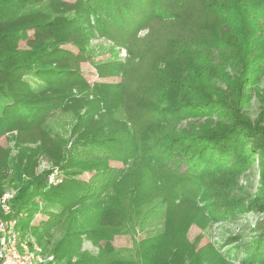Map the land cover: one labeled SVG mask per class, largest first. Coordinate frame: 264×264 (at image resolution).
I'll list each match as a JSON object with an SVG mask.
<instances>
[{"label": "trees", "instance_id": "obj_1", "mask_svg": "<svg viewBox=\"0 0 264 264\" xmlns=\"http://www.w3.org/2000/svg\"><path fill=\"white\" fill-rule=\"evenodd\" d=\"M162 1L77 0L82 10L77 16L65 17L63 7L72 9L73 4L59 0H0V135L16 130L21 138L41 140V145L31 151L53 155L68 175L51 186L44 177L36 178L27 189L25 177L18 175L14 206L25 211L22 227L30 228L46 250L51 239L44 237L52 235L49 229L57 225L62 237L49 251L66 264H139L138 260L123 257L121 250L107 251L104 247L96 255L78 254L83 234L99 243L109 239L108 235L127 232L124 215L129 210L105 197L110 191L120 193L113 188L125 175L124 170L111 168L109 160L139 159L159 170L169 163L171 167L166 171L177 177V188L189 192L192 190L185 184L194 180L198 183L204 174H239L254 165L258 180L247 206L264 213V90L260 87L264 75V0L210 3L224 21L211 42L214 50L202 56L183 48L171 58L165 57L161 65L152 59L146 75H156L159 80L143 83L148 95H140L134 104H124L127 85L97 83L91 88L81 73L79 63L84 53L93 54L89 45L97 30L126 46L143 26L161 18L158 11ZM112 28L117 29L116 36ZM69 43L77 48L76 53L63 47ZM128 52L133 59L105 65L109 72L102 63L97 67L109 75L126 68L124 81L137 85L140 94L141 83L128 81L129 71L146 60L150 50L147 47ZM216 58L219 62L213 61ZM170 67L175 73L166 77L164 73ZM75 88L82 95L89 90L100 97L99 101H84L88 106L85 114L81 113L80 101L72 97ZM255 95L261 106L258 116L252 118L247 108ZM58 111L76 119L74 129L86 128L65 160L61 156L65 139L48 129L50 117ZM96 114L102 122L98 129L91 130L89 121ZM144 115L150 117L148 123L154 130L142 146L138 134L145 128L141 127ZM184 118L192 121L187 128L177 129L176 123ZM6 165L7 160L0 161V173ZM182 167L185 172L180 174ZM16 168L21 169V164ZM24 168L33 175L32 165ZM86 172L91 174L89 179L78 177ZM30 186L32 189H28ZM3 191L0 186V195ZM156 199L155 205L167 204L162 196ZM131 200L134 206L132 195ZM74 206L75 211H71ZM38 214L41 217L36 219ZM113 214L114 218H107ZM45 215L47 227L42 228ZM258 227L261 236L246 251L248 263L264 261V222ZM164 233L167 235L168 229ZM143 246V264H156L149 252L161 253L169 243L162 237H151ZM75 253L78 256L72 262Z\"/></svg>", "mask_w": 264, "mask_h": 264}, {"label": "rangeland", "instance_id": "obj_2", "mask_svg": "<svg viewBox=\"0 0 264 264\" xmlns=\"http://www.w3.org/2000/svg\"><path fill=\"white\" fill-rule=\"evenodd\" d=\"M59 1L74 6L68 10L63 7L61 13L65 17L66 15L77 16L83 7L76 3L77 0ZM213 1L163 0L158 11L161 18L143 26L138 33L133 35L126 46L116 42L117 40L114 38L103 36L97 30L89 45L93 54L84 53L82 61L79 63L81 73L88 85L91 88L97 83L127 85L128 90L124 95V104L127 105L134 104L135 100H140V95H148L144 90L143 83L159 80L156 75L153 76L154 78L147 77L149 62L161 65V61L165 57L171 58L173 53H178L183 48L191 49L192 53L202 56L206 52L214 50L211 47V42L220 33L219 26L224 21L221 13L213 11V7L210 5ZM112 29L113 35L116 36L117 29ZM30 35H32V31ZM21 45L24 46L25 42L22 41ZM63 47L77 52V48L73 44H64ZM147 47L150 50V55L145 57L146 60L140 62L139 66L129 71L130 79L128 81L141 83L142 93L140 94H138L139 87L137 85L130 86L127 81H124L126 68L121 67L119 72L109 75V73H105V70H99L97 67V64L102 63L106 71L109 72V68L105 65L114 63V61L127 63L131 58L129 50ZM213 61L219 62V59L216 58ZM136 68H138L137 71ZM174 73V69L170 67V71L164 75L172 77ZM133 76L134 78H132ZM260 87L264 90V75L260 81ZM86 94L82 95V92L75 88L72 96L74 100L80 101L81 113L84 114L88 111V106L84 104V101L100 100V97L96 98L95 95H91L89 90ZM260 106L261 101L255 95L247 108L252 118L258 116ZM119 115L122 116L120 113ZM142 120L141 127L145 128L140 130L138 139L141 138L140 144L144 146L149 142V134L154 129L152 124L148 123L149 116L144 115ZM75 121L76 119L70 113L64 111L56 112L49 119L48 129L57 132L61 138L65 139L61 149V156L64 160L71 156L75 143L86 129H74ZM191 121L189 118H184L176 123V127L179 130L187 128ZM101 122L99 114H96L94 120L89 121L90 129H98ZM40 136L41 134L38 135V137ZM41 143V140L38 139L31 140L30 136L21 138L16 130L0 135V161L7 160V165L0 173L2 189L15 187L17 183L15 178L18 175H22L25 177L23 179L27 181L24 189H27L31 180L39 177H44L49 186L57 185L68 177L53 155L51 156L46 151H31L30 148H36ZM49 152L51 153V151ZM18 164H21L19 170L16 168ZM108 164L113 169L124 170L125 173L124 179H120L118 187L114 186L113 188V190H119L120 193L115 194L110 191L105 197L116 203L118 207H125L129 210L124 215L127 232L125 230V232L108 235L109 239L101 240L99 243L93 242L86 234H83V242L78 254L91 252L96 255L104 247L108 249L107 251L121 250V255L127 260L135 259L139 261V264H143L145 258L143 253H146L144 242L151 237H162L167 240L169 246L161 253L149 252L153 263L156 264H161L162 260L166 261L167 259L166 264H253L248 263L246 251H249V245L254 244V241L261 236L262 231L259 230L258 224L264 222V213L249 210L247 206L251 193L257 185L258 170L256 166L250 165L239 174L209 172L204 174L198 183L194 182L195 180L192 182L200 186L199 188L190 181L186 183V189L192 190L189 192L184 188H177L179 187L177 177L166 171L168 167H171L169 163L167 167H161L160 170L156 165L147 164L139 159H132L128 162L109 160ZM25 165H32L33 175L25 172L27 170L24 168ZM184 169L182 167L178 170L180 174L185 172ZM50 175H54L53 183L49 182ZM90 176L91 174L86 172L78 177L87 180ZM32 187L30 186L28 189H32ZM42 189L41 186L39 190L42 191ZM131 195L136 201L134 206ZM41 196V194L38 195V202H40ZM157 196L164 197L167 204L155 205L158 201ZM206 198H209L210 202ZM194 201L198 204L193 205ZM76 207L74 206L71 211H75ZM122 211L124 210L122 209ZM40 217L41 215H36V219ZM107 218H114V214ZM43 219L46 223L41 225L42 228L47 227V216L45 215ZM34 221L36 222V220ZM165 229H168L167 235L164 233ZM49 230L53 236L50 234L44 238L51 239L48 248L52 250L55 242L62 237V231L57 225L52 226ZM216 252L219 255L216 256ZM78 254L75 253L72 256V262L77 259ZM200 260L201 262H199ZM259 264H264V261Z\"/></svg>", "mask_w": 264, "mask_h": 264}, {"label": "built area", "instance_id": "obj_3", "mask_svg": "<svg viewBox=\"0 0 264 264\" xmlns=\"http://www.w3.org/2000/svg\"><path fill=\"white\" fill-rule=\"evenodd\" d=\"M16 194V188L9 187L0 195V264H66L46 250L30 228L22 227L25 211L14 206Z\"/></svg>", "mask_w": 264, "mask_h": 264}]
</instances>
